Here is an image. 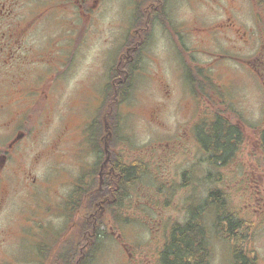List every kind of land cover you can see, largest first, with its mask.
<instances>
[{
  "label": "rangeland",
  "instance_id": "obj_1",
  "mask_svg": "<svg viewBox=\"0 0 264 264\" xmlns=\"http://www.w3.org/2000/svg\"><path fill=\"white\" fill-rule=\"evenodd\" d=\"M190 2L192 0L176 2L178 15L185 20L196 22L195 11L192 5H189ZM118 6L119 0H111L108 3L103 14L96 17L93 31L86 37L83 50L76 55L70 53L68 58L60 55L56 61L55 57H42L34 61L44 49L43 42L47 39L41 37L37 31L25 39L24 47L28 51L25 49L24 53L34 58H29V64L25 65L27 75L22 83L25 102L34 103L38 99L40 86H52L51 102L56 109L49 131L57 129L56 133L61 136L62 141L73 137V143H70L71 147L67 144L68 155L65 164L59 163V154L55 153L51 181L46 184L39 182L38 194L27 195L28 192L23 191L22 195L9 200L5 218L10 234L14 229L15 234L9 236L5 248L7 256L0 257V264H37L28 263L38 260L36 249L41 242L33 237V231H41L40 226L43 225L44 218L48 225L60 226L62 223L60 217L47 213L48 205H53L58 196V184L61 181H69L67 171L71 177L77 179L83 175L85 181L89 177H97V157L93 152L95 146L89 140L87 150L80 145L84 143L83 138L87 137V133L92 132L91 120L96 117L101 106L103 88H106L110 67L116 58L117 50L105 51L107 47L104 42L114 33L115 22L120 16ZM200 12L206 14L201 7ZM121 13H124L123 10ZM202 20L193 24L186 23L179 30L185 34L199 32L208 25V22ZM116 46L118 47V44ZM164 46L165 42L161 41V47ZM166 52V49H163L157 55L151 53V56L143 57L140 69L135 74L132 93L117 109V113L120 111L118 128L114 125L109 148L115 151L118 157L121 156L126 164L139 162L144 172L126 190V198L117 211L113 215L108 213L104 216V223L100 225L101 234L105 232V235H102V247L91 264H160L159 252L173 223H183L191 215H197L198 218L203 209L205 210L201 214V222L205 224L203 226L208 235L209 231L214 230L216 223H221L214 209L222 210L223 217L232 213L238 218L240 214L249 224L254 222V230L250 235L248 230L247 237L264 258V193L260 194L263 199H259L257 203L246 193L244 183L231 182L228 186L225 183H213L214 178H207V175L209 171L213 175L219 174V169L208 168L207 154L194 136L199 128L205 132L210 119L218 113L226 117L231 113L242 117L247 133L264 129V86L252 73L246 61L252 59L254 65H260L261 62L264 68V56H258L253 61L251 50L248 55L246 51L238 50L229 55L195 56L196 65L201 68H206V58L215 60L216 69L224 67V74L214 77L217 79L215 88L219 87V83L222 84V91H217L216 94L222 96L213 98L212 102L204 99L198 102L186 82L188 73L184 71L177 75L169 62V56L171 58L173 55ZM191 54L192 50L184 56L188 62ZM162 59L166 60L163 65ZM36 71L40 72L38 78ZM32 80L36 82L32 83ZM54 95H58L57 100ZM57 101L60 108L56 105ZM62 112L68 116L65 126L60 125ZM42 117L49 118L46 114ZM42 121L46 126H50L46 120ZM37 153L36 149L31 150L26 161L34 159ZM197 159L198 164H201L199 169L194 166ZM246 160L247 171L250 173L255 167V159L250 157L249 150ZM258 165V171L264 172V161H258ZM29 167V174L37 177L39 181L50 177L47 162ZM222 173L229 175L226 169H222ZM60 187L62 188V185ZM215 188L228 191L225 199L222 195L218 198L217 205L207 202L209 191ZM63 189L65 193L68 191L67 186H63ZM222 225L224 222L219 228ZM216 228L218 229L217 226ZM210 241L211 245L215 244L214 234H211ZM42 242L50 243L47 240ZM129 253L132 254L131 258ZM225 256V253L213 251L211 264H224L227 260ZM262 261L264 263V259Z\"/></svg>",
  "mask_w": 264,
  "mask_h": 264
},
{
  "label": "flooded vegetation",
  "instance_id": "obj_2",
  "mask_svg": "<svg viewBox=\"0 0 264 264\" xmlns=\"http://www.w3.org/2000/svg\"><path fill=\"white\" fill-rule=\"evenodd\" d=\"M110 1L0 0V257L2 258L7 256L5 248L9 242L7 241L9 236L12 237L15 234V229L10 234L11 231L7 229L5 218L9 200L22 195L23 191H27V195L38 194V183L46 184L51 181L52 160L55 153L59 154V163L65 164L68 155L67 147H71L70 143H73V137L62 141L61 136L56 133L57 129L49 131L54 122L52 117L56 109L51 102L52 86H40L38 99L34 103L25 102L22 95V83L27 75L25 74V65L29 64V58L34 60L32 56L29 57L24 53L25 49L28 51L24 47L25 39L35 31L47 39L43 42L44 49L34 61H38L42 57L49 59L55 57L56 61L60 55L67 56V58L70 53L76 55L85 47L86 37L93 31L96 17L103 14ZM123 1L119 0L120 16L115 22L114 33L104 42L107 47L105 51L117 50L110 72L118 74L109 81L117 87L113 91L112 101L100 109V112L103 110L100 115L101 122L99 121V135L97 134L100 144L96 151H93L96 153L98 169L97 186L93 188L92 193L96 192V194L86 193L95 178L89 177L85 181L84 176L79 179L71 177L65 166L69 181L58 180L61 181L56 191L58 196L54 199L55 203L48 205L47 208V213L54 217H60L62 223L60 226L48 225L44 218L43 225L40 226L41 231L38 233L33 231L32 234L34 238L41 241L36 249L38 260H31L28 263L52 262L57 250L62 246L66 247L72 234L78 230H81V238L85 239L87 244H93L96 239L102 237L100 229L97 228V216L100 212L105 215L108 213L113 215L117 211L119 205L116 202L118 194L116 191H118L120 180L118 169L120 161L116 152L109 148V139L113 136L114 125L118 128L119 122L113 103L117 100L116 96L121 93L118 87L126 86L128 83L134 86L135 74L140 69L143 57L151 56V53L157 55L159 51L166 49V54L173 55L171 58L169 56V62L173 65L175 73L177 75L184 71L188 73L186 82L190 85L191 92L198 102L202 99L212 102L213 98L222 96V94H216L217 91H222V84L219 83V87L215 88L217 79L214 77L223 75L224 69L222 68L224 67L216 69L215 60L206 58V68H201L198 64L196 65L195 56L229 55L232 51L237 52L238 50L246 51L247 55L251 50L254 56L253 61L258 56H264V8L259 0H192L189 5H192L195 11L196 22L203 19L202 22L206 21L208 25L201 28L199 32L190 34H185L179 29L186 23L196 22L185 20L184 17L178 15L179 10L176 4L178 0ZM121 4L123 5L121 6ZM200 7L206 11L205 15L202 12L200 15ZM121 10L124 13H121ZM245 12L247 13L243 16ZM125 17L128 19L126 20ZM161 41L165 42L164 47H161ZM191 50L192 54L190 62H188L184 56L191 53ZM164 61L166 60L162 59V65L165 63ZM251 61L252 59H249L247 63L252 69V73L264 86V68H262L261 62L260 65H254ZM39 73L36 71L37 78ZM36 80L31 82L34 83ZM195 88L201 89L202 93ZM57 96L54 95L56 100ZM56 105L59 107L58 101ZM45 114L49 118L42 117ZM41 118L46 120L50 126H46L47 124H44ZM219 119L223 120L222 123L226 127L222 128L225 136L220 139L221 143L219 142L217 150L214 134L215 124ZM242 120L243 118L237 114L231 113L228 117L220 113L216 114L207 125L208 134L212 136L207 148L201 140L203 131L200 128L194 136L207 154L208 168L219 169V174L215 175L209 171L207 178L213 177V183H225L226 186L231 182L244 183L247 189L246 193L251 200L255 199L259 203L258 200L263 199L260 194L264 193V172L258 171V161H264V129L247 133ZM67 121L68 116L62 112L60 125L65 126ZM69 125H71L70 122ZM83 139L84 143H81L80 146L87 150L88 138ZM35 149L38 152L36 157L26 161L29 152ZM248 150L250 157L255 159V167L250 173L247 171L246 160ZM44 162L49 163L50 177L39 181L37 177H32L29 174V166H39ZM194 166L200 168L201 164H198V159L194 162ZM252 166H254L253 162ZM222 169L228 170L229 175H224ZM109 182L113 183L112 193L105 195L108 192V189H105V184ZM247 184L252 186L248 187ZM63 186L68 187L66 193ZM214 190L220 192L218 198L222 195L225 199L228 192L226 189L215 188ZM88 197L94 200L90 219H95V224L91 230H87L88 227L85 224L78 225L77 222L79 217L89 221L87 215L81 211L87 205ZM74 202L80 203L81 208L74 210V219H72ZM110 206H113V212L109 211ZM222 213V210L216 211L215 215L221 223H216L215 233L211 229L209 235L206 233V229L204 232L207 247L201 252L207 253L206 264H211L213 251L225 253L227 260L224 264H264L262 261L264 258L259 255L260 251L251 245L252 240L247 237V231L250 230V235L254 230L255 223L250 222L252 224H249L240 214L237 218L236 214L230 213L223 217ZM202 216L198 219L199 222ZM222 222L224 225L219 228ZM201 224L205 226L204 223ZM211 234H214L215 237L214 245H211ZM42 240L50 241V243L46 244ZM46 246L53 248L49 257L42 255L44 249L41 248ZM101 247L102 244L97 250L96 257ZM131 255L129 253V258ZM68 261L82 263L85 259L78 256L69 258Z\"/></svg>",
  "mask_w": 264,
  "mask_h": 264
},
{
  "label": "trees",
  "instance_id": "obj_3",
  "mask_svg": "<svg viewBox=\"0 0 264 264\" xmlns=\"http://www.w3.org/2000/svg\"><path fill=\"white\" fill-rule=\"evenodd\" d=\"M261 5L264 7V0H261ZM117 72H111L110 73V79H114ZM132 85L128 83L126 86L118 87V89L121 91V93L116 96L117 100L113 103L115 107V112H117L118 107L125 102L130 95ZM117 88L116 86L112 85V82H110L106 87L105 92V104L112 101L113 91ZM195 90H199L201 92V89L195 88ZM202 93V92H201ZM222 119L217 120V123L215 124V138H216V144L215 147L219 148L218 144L220 142V139H222L225 135L224 130L222 128H225L226 126L223 125ZM98 121L95 119L91 130H94L95 126L93 125L97 124ZM96 129L98 131L100 130L99 127L96 126ZM228 133V132H227ZM92 137H95L94 135ZM211 135L208 134V130L201 134V140L204 144V146L207 148V145L211 142ZM96 146L97 144H100V141L96 135L95 140ZM221 143V142H220ZM102 144V143H101ZM227 144H229V141H227ZM217 145V146H216ZM216 150V153L218 152ZM228 151V149H227ZM223 158V157H222ZM119 171H120V180L118 184V194H117V204L120 206L122 201L125 199V192L128 190V188L133 185L140 177V174L143 172L142 165H138L137 162L127 165L123 158L119 157ZM95 179L90 184V188L86 191V193L91 194L93 191V188L97 186V177H94ZM113 183L109 182L108 184H105V189H108V192L105 195H109L112 193ZM96 194V192H94ZM92 193V194H94ZM218 190L210 191V194L208 195V203H217L218 201ZM94 200L91 197H88L87 205L82 208V213L87 215V218H89V221H86L82 217H79V220H77L78 225L85 224L86 227H88L87 230H91L93 225L95 224V219H90V213L93 210V202ZM111 202V200H110ZM109 203V202H108ZM109 206V205H108ZM113 206L109 207V211H114ZM205 207V206H203ZM80 203L73 204V213H72V219H74V210L80 209ZM104 216H106L103 212L97 216L98 222H97V228L100 229V226L102 223H104ZM201 217V214L197 218V215H191L187 221L184 223L175 222L173 223L170 231V235L168 236L166 242L164 243V246L162 250L159 253V260L161 264H206L205 258L207 256V253H202L201 251L206 249L207 243L204 236L205 227L203 224L198 222ZM104 233V234H103ZM102 235H105V232H103ZM81 230H78L76 233L72 234V237L70 239L69 244L64 247L62 246L54 255L52 262H45L41 264H91V262L96 258L97 250L99 249V246L102 241V237L98 238L94 241L93 244L86 243L85 239H82L81 237ZM87 244V246H86ZM85 245L86 247H81ZM42 255L49 257V255L53 252L52 246H46L43 247ZM78 256H82L85 261L82 263H75L68 261L69 258H76Z\"/></svg>",
  "mask_w": 264,
  "mask_h": 264
},
{
  "label": "bare ground",
  "instance_id": "obj_4",
  "mask_svg": "<svg viewBox=\"0 0 264 264\" xmlns=\"http://www.w3.org/2000/svg\"><path fill=\"white\" fill-rule=\"evenodd\" d=\"M195 203H196V202H195ZM199 210H200V209H199ZM202 213H203V212H202ZM202 213H201V214H202Z\"/></svg>",
  "mask_w": 264,
  "mask_h": 264
}]
</instances>
